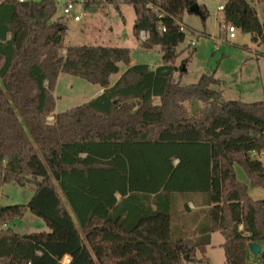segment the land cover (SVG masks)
<instances>
[{"label": "trees", "instance_id": "obj_1", "mask_svg": "<svg viewBox=\"0 0 264 264\" xmlns=\"http://www.w3.org/2000/svg\"><path fill=\"white\" fill-rule=\"evenodd\" d=\"M107 1L133 6L134 33L145 31V49L160 48L159 66L130 65L128 47L64 46L56 0H0V188L36 186L27 204L0 205V224L30 211L49 229L0 230V264H62L64 255L71 264H192L216 231L225 238L227 264H247L251 241L261 243L264 264V198L250 196L235 171L239 164L252 186L264 188V166L250 155L264 148V101L224 99L212 88L213 75L188 85L175 78L188 61L174 64L186 37L182 16L193 13L197 0ZM199 9L205 20L206 7ZM222 10L227 22L264 44V23L248 0H228ZM119 63L127 69L111 84ZM60 73L104 92L48 122ZM193 101L201 111L189 109ZM170 193L205 195V219L195 235L172 226L181 214L171 213ZM151 194L155 209L147 203ZM158 215L168 219L165 248L141 253L140 230L163 243L140 225ZM102 229L120 239H106ZM89 234L95 238L85 243Z\"/></svg>", "mask_w": 264, "mask_h": 264}, {"label": "rangeland", "instance_id": "obj_2", "mask_svg": "<svg viewBox=\"0 0 264 264\" xmlns=\"http://www.w3.org/2000/svg\"><path fill=\"white\" fill-rule=\"evenodd\" d=\"M39 1V0H34ZM75 5L77 13H81V21L62 17V4L64 0H56V18L65 25L64 46L69 45H104L128 47L131 59L135 63H147L152 67L161 64L162 52L159 47L145 49L142 46L143 38L134 33L136 14L131 4H121L119 8L107 0H79ZM200 5L206 7L208 16L205 20L195 13L185 12L182 23L186 26L185 40L177 47L179 55L174 64L179 68L182 62L188 59L183 66L185 70L175 73V78L182 85L197 83L203 75H213L218 83L212 85L213 89L221 92L226 100H238L243 102L264 101V44H258L252 40V34L236 27V37L230 38L222 29L225 20L224 10L219 8L228 0H197ZM264 10V1L258 5ZM264 19V12L260 11ZM194 40L195 44L190 42ZM64 55L66 50L62 49ZM120 71L111 76L114 82L126 65L119 63ZM99 85L88 82L85 79L67 73H60L53 94L56 99L55 109L47 116L48 122L54 121V115L85 103L96 94ZM157 100V99H156ZM200 102V101H198ZM189 104V109L190 105ZM198 109L202 110V103H198ZM194 109V108H193ZM192 109V110H193ZM201 109V110H200ZM236 177L239 181L248 185L250 196L254 199L264 198V188L252 186L244 169L235 164ZM36 190L34 183L18 185L5 183L0 188V205L27 204ZM11 227L18 233H31L48 231L44 220L30 211L23 217L15 218L8 224H0V230ZM106 239H120L117 234L102 229ZM142 238H146L143 231H139ZM95 238L94 234L83 236V241L88 243ZM225 239L221 233H216L215 240ZM139 241L141 253L150 251L153 247L165 248V245L148 239L150 242ZM160 244V245H159ZM210 260L208 263L206 260ZM262 263L259 257L253 255L248 258V264ZM192 264H227L224 248L220 246L210 247L204 252H197V262ZM263 264V263H262Z\"/></svg>", "mask_w": 264, "mask_h": 264}, {"label": "crops", "instance_id": "obj_3", "mask_svg": "<svg viewBox=\"0 0 264 264\" xmlns=\"http://www.w3.org/2000/svg\"><path fill=\"white\" fill-rule=\"evenodd\" d=\"M261 1H264V0H248L250 5L256 9L261 23H264V19L260 17L261 16L260 11L264 12V10L258 8V5L261 3ZM235 37H236V34H235ZM256 43H258V42H256ZM258 44H260V43H258ZM133 64H137V63H135L131 59L130 65H133ZM157 66H159V64ZM150 67H152V66H150ZM156 67H152V68H156ZM126 69H127V66H126L125 70ZM124 71H122L121 74L118 76V78L114 82H111V84H114L120 78V76L122 75V73ZM103 92H104V88L99 86V88H97V90H96L97 95L95 97L101 95ZM153 100H154V102L158 103L160 101V98L157 96H154ZM198 103H200V102H198V101L192 102V104L190 105V110L192 112H195L198 109V106H197ZM200 108H202V107L200 106ZM177 162H178V160H175V163H177ZM154 196H155L154 194H151L150 199H148V202H147L148 204H150L152 206L153 209L156 208V205L153 202ZM116 198H117L118 202H120L123 199L122 195L119 192L116 193ZM169 199H170L171 213L172 214H181V215H179L180 220L177 221L175 224L174 223L172 224V226H174V228H175V231H177L179 234L186 233L188 235H195V233H194L195 229L205 219V208L207 207L205 195L203 193H170ZM140 225H143L145 227V230L149 234H152V235L156 236L157 238L161 239L163 242L162 245H165L164 240L167 237L168 231H169L168 219L166 217H164L162 215L150 216L146 219H143L140 222ZM241 228H242V226H241ZM216 233H218V231L211 233L210 244L205 247V251L207 249H209L210 247L220 246L221 248H223L222 244L224 243L225 239H223L222 241L221 240H215ZM146 239L148 242H150L148 240V237H146ZM259 244H261V243H259ZM247 251H248V249H247ZM250 256H252V254L248 251L247 261H248V258ZM206 261L208 263H210V260H208V258Z\"/></svg>", "mask_w": 264, "mask_h": 264}, {"label": "built area", "instance_id": "obj_4", "mask_svg": "<svg viewBox=\"0 0 264 264\" xmlns=\"http://www.w3.org/2000/svg\"><path fill=\"white\" fill-rule=\"evenodd\" d=\"M18 1L23 2L27 0H18ZM77 3H81V2H79V0H64V3L62 4V17L71 18L74 21H81L82 19L81 13H77V11L75 10V5ZM219 8L222 10L224 6L220 5ZM181 29L183 30L184 27H181ZM222 29L228 33L230 38H235L236 27L234 24L230 22H225L222 24ZM140 35L143 38V40H145L147 37L145 31H141ZM190 44L194 45L195 41L192 40ZM250 155L251 158L259 161L264 166V148L254 149L251 151ZM71 261L72 258L69 255H64L61 259L62 264H71ZM255 264H262V263L258 262Z\"/></svg>", "mask_w": 264, "mask_h": 264}, {"label": "water", "instance_id": "obj_5", "mask_svg": "<svg viewBox=\"0 0 264 264\" xmlns=\"http://www.w3.org/2000/svg\"><path fill=\"white\" fill-rule=\"evenodd\" d=\"M189 10L195 14H200L199 4L197 2L193 4ZM183 70H185V68H183ZM247 249L254 257H258L261 254L263 247L258 242L251 241L247 244Z\"/></svg>", "mask_w": 264, "mask_h": 264}]
</instances>
